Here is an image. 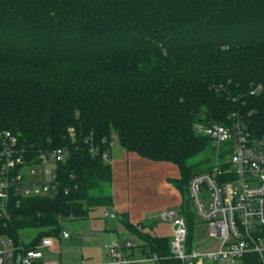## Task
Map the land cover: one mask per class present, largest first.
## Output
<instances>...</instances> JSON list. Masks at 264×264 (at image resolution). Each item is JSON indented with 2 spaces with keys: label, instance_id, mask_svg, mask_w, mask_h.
Returning a JSON list of instances; mask_svg holds the SVG:
<instances>
[{
  "label": "trees",
  "instance_id": "16d2710c",
  "mask_svg": "<svg viewBox=\"0 0 264 264\" xmlns=\"http://www.w3.org/2000/svg\"><path fill=\"white\" fill-rule=\"evenodd\" d=\"M238 118L264 135V0H0V133L26 157L69 149L58 164L69 193L15 196L0 215V236L17 245L61 241L64 221L114 206V136L179 168L191 244L189 182L212 166L195 160L212 150L198 125ZM118 220L137 240L129 256L181 264L156 220Z\"/></svg>",
  "mask_w": 264,
  "mask_h": 264
},
{
  "label": "built area",
  "instance_id": "2783aa9c",
  "mask_svg": "<svg viewBox=\"0 0 264 264\" xmlns=\"http://www.w3.org/2000/svg\"><path fill=\"white\" fill-rule=\"evenodd\" d=\"M198 129L212 139L214 162L190 180L189 196L197 218L208 223L217 246L205 250L189 244L181 211L167 209L159 219L171 224V253L181 264H264V135H253L241 118L230 125L213 123ZM18 142L12 132L0 133L1 216L7 214L12 197L57 195L64 187L58 164L69 155L67 147L26 157ZM104 158L111 161L107 153ZM107 216L115 219L116 213L109 210ZM60 237L70 234L63 231ZM59 240L45 236L35 248H25L0 236V264H68L46 260V250ZM133 246L130 240L114 242L107 258L80 264H160L157 254L129 256L127 250Z\"/></svg>",
  "mask_w": 264,
  "mask_h": 264
},
{
  "label": "rangeland",
  "instance_id": "374dc122",
  "mask_svg": "<svg viewBox=\"0 0 264 264\" xmlns=\"http://www.w3.org/2000/svg\"><path fill=\"white\" fill-rule=\"evenodd\" d=\"M112 148L111 159L115 161L120 158H129L126 165L131 170L129 194L127 192L125 196L115 195L114 184H112L111 189L114 197L124 198L123 201H127L129 198L132 205V221L135 220L139 223V220H156V228L153 229V233L172 235L171 224L159 219V214L163 210L181 208L184 196L173 182L181 176L179 168L171 162H157L145 158H140L142 162H140L141 160H132V154H129L121 145L117 136L113 137ZM202 159H209L213 164L214 152L207 150L195 158V160ZM29 179L33 180L34 177H29ZM45 196L55 195L48 193ZM113 207H98L90 212L87 219L64 221L62 226L65 231L70 233V237L62 239L47 249L46 260L68 264L100 261L108 257L107 253L112 243L117 241L124 243L127 240L136 243L137 240L118 220L122 214L116 212L118 218L115 219L107 216V212ZM196 222L197 226L191 244L196 243L197 247L205 250L215 248L217 241L210 236L208 223L198 218H196Z\"/></svg>",
  "mask_w": 264,
  "mask_h": 264
},
{
  "label": "crops",
  "instance_id": "0c3cea01",
  "mask_svg": "<svg viewBox=\"0 0 264 264\" xmlns=\"http://www.w3.org/2000/svg\"><path fill=\"white\" fill-rule=\"evenodd\" d=\"M112 153H113V148L111 150V154ZM129 154H132L131 155V158H133L132 160H137V161L141 160L140 162H142V159H140V158H143V157H141V156H139V155H137L136 153H133V152H129ZM127 159L120 158V159L115 160V161L113 159H111L112 167H113V182H112V184H114L113 192H114L115 195H123V196H125V194L127 192L129 194L130 177H131L130 171L131 170L126 165V163L128 164V161H129V158H127ZM157 162H159V161H157ZM125 176L127 177L126 180H125V178H126ZM117 198L114 197V207H113L112 211H114L115 213L119 212L120 214L128 213L129 216H130V219H131V211H132L131 210V206L132 205L129 202L130 201L129 198H128L127 201L126 200L123 201L124 198H120V199H117ZM131 221H132V219H131ZM141 221H143V220H141ZM141 221L139 220V222H141ZM132 222L133 223H138L135 220H133Z\"/></svg>",
  "mask_w": 264,
  "mask_h": 264
}]
</instances>
